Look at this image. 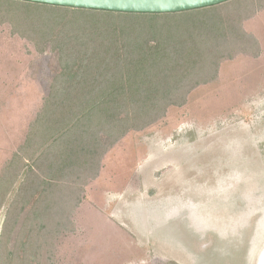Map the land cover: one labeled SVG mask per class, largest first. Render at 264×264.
Wrapping results in <instances>:
<instances>
[{
  "label": "rangeland",
  "instance_id": "1",
  "mask_svg": "<svg viewBox=\"0 0 264 264\" xmlns=\"http://www.w3.org/2000/svg\"><path fill=\"white\" fill-rule=\"evenodd\" d=\"M243 26L260 43L258 58L223 62L218 80L194 90L184 107L129 133L102 159L74 213H46L40 227L26 210L10 249L28 255V264H257L264 250V10ZM59 71L57 54H39L0 26V176L26 136L18 132L20 95L31 109L28 86H50ZM15 194L0 209V234ZM36 233L38 244H28Z\"/></svg>",
  "mask_w": 264,
  "mask_h": 264
},
{
  "label": "trees",
  "instance_id": "2",
  "mask_svg": "<svg viewBox=\"0 0 264 264\" xmlns=\"http://www.w3.org/2000/svg\"><path fill=\"white\" fill-rule=\"evenodd\" d=\"M263 10L264 0L168 14L0 0V26L60 63L26 142L0 176V209L16 193L0 234V264H28L9 246L26 210L40 227L46 213H74L102 159L129 133L184 107L194 90L218 80L223 62L258 58L260 43L243 24ZM34 239L28 244L40 235Z\"/></svg>",
  "mask_w": 264,
  "mask_h": 264
},
{
  "label": "water",
  "instance_id": "3",
  "mask_svg": "<svg viewBox=\"0 0 264 264\" xmlns=\"http://www.w3.org/2000/svg\"><path fill=\"white\" fill-rule=\"evenodd\" d=\"M75 9L136 14H168L217 6L231 0H20ZM264 253V250L263 252Z\"/></svg>",
  "mask_w": 264,
  "mask_h": 264
},
{
  "label": "crops",
  "instance_id": "4",
  "mask_svg": "<svg viewBox=\"0 0 264 264\" xmlns=\"http://www.w3.org/2000/svg\"><path fill=\"white\" fill-rule=\"evenodd\" d=\"M21 65V64H20ZM28 87H30V88H27L26 90H28V91H34V95L32 94V96H34L35 97V102H34V105L32 106V108L30 109V107L28 108L26 105H27V103H25V101L26 100H28L27 98L26 99H24L23 98V94H21L20 95V97H21V102H22V104H21V106L23 107L22 108V111L21 112H17V114H19L20 115V118H22V120H24L23 121V123H22V125H21V128H20V130L18 131L21 135H23V134H25L26 136H27V134H28V130H29V127H28V120L30 119V117L33 115V119H32V122L31 123H33L36 119H37V116H38V114L40 113V111L42 110V108H43V106H44V103H45V99H46V97L49 95V91H50V86H45V87H43L41 84H36V85H33V86H28ZM2 90H3V88H2ZM20 90V88H18L17 89V91H19ZM20 92H22V91H20ZM25 96L27 97V96H29V94H28V92H26V94H25ZM34 109V110H33ZM10 112H12V110H10ZM23 116H25V119H23ZM31 125V124H30ZM29 125V126H30ZM17 132V133H18ZM18 133V134H19ZM26 136H25V138L23 139V142L19 145V147H21V146H23L24 145V143L26 142ZM19 147H17V149H16V151L13 153V155L14 154H17L18 153V148ZM12 155V156H13ZM12 158L10 157L8 160H6V162H5V164L8 162V161H10ZM26 162H28V161H26ZM5 164H4V166H5ZM4 168V167H3ZM3 170V169H2ZM84 199H85V195H83L82 196V203H81V205L80 206H82V204H83V202H84ZM79 210V209H78Z\"/></svg>",
  "mask_w": 264,
  "mask_h": 264
},
{
  "label": "bare ground",
  "instance_id": "5",
  "mask_svg": "<svg viewBox=\"0 0 264 264\" xmlns=\"http://www.w3.org/2000/svg\"><path fill=\"white\" fill-rule=\"evenodd\" d=\"M259 258L260 259H258V263L257 264H264V253H261L260 256H259Z\"/></svg>",
  "mask_w": 264,
  "mask_h": 264
}]
</instances>
